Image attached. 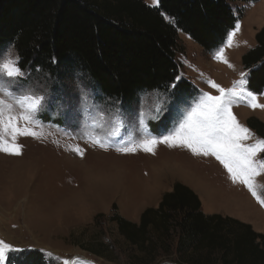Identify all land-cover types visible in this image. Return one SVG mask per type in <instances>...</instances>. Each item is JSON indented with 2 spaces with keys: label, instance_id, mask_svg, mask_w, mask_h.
Here are the masks:
<instances>
[{
  "label": "rangeland",
  "instance_id": "obj_1",
  "mask_svg": "<svg viewBox=\"0 0 264 264\" xmlns=\"http://www.w3.org/2000/svg\"><path fill=\"white\" fill-rule=\"evenodd\" d=\"M144 1L159 5V0ZM231 6L239 30L231 43L229 34L213 52L178 31L179 78L194 85V91L182 97L173 95V88L149 91L127 105L103 95L80 73L56 79L21 70L24 75L15 80L0 79V87L45 98L29 125L37 135L17 138L22 145L19 155L0 151V239L14 246L6 250L2 264L10 255L30 249L43 252L48 264H62L64 259L71 264H144L152 257H157L152 264H190L180 261L174 236L155 231L159 248L152 255L127 242L111 220L117 212L138 223L142 212L157 207L176 181L198 193L206 212L235 217L264 232V205L244 184L233 182L214 155L194 154L186 146L163 142L155 144L152 152L141 145L145 139L159 141L178 128L202 92L219 95L209 80L228 89L244 73L250 91L242 56L256 45V34L264 27V0L232 1ZM221 49L223 58H217ZM9 50L18 56L13 46L0 54ZM257 99L264 105V93ZM232 112L253 134L244 143L264 139L246 123L249 117L264 121V108L240 100ZM24 123L19 121L21 127ZM6 138L11 139L10 132ZM126 147L136 150H118ZM259 158L264 159L262 153ZM255 179L264 185V174Z\"/></svg>",
  "mask_w": 264,
  "mask_h": 264
},
{
  "label": "trees",
  "instance_id": "obj_2",
  "mask_svg": "<svg viewBox=\"0 0 264 264\" xmlns=\"http://www.w3.org/2000/svg\"><path fill=\"white\" fill-rule=\"evenodd\" d=\"M232 1L259 0H159L158 6L144 0H0V51L13 46L21 70L56 79L85 75L123 104L144 92H167L173 83L172 94L182 97L194 85L177 80L178 31L207 52L217 50L236 28ZM242 65L248 89L264 93V27ZM246 123L264 137V121L249 117ZM111 220L127 242L152 255L159 248L153 233L159 231L176 238L183 263L264 264V232L235 217L204 212L198 193L180 181L138 223L117 212ZM48 262L43 252L30 249L10 255L7 264Z\"/></svg>",
  "mask_w": 264,
  "mask_h": 264
},
{
  "label": "snow or ice",
  "instance_id": "obj_3",
  "mask_svg": "<svg viewBox=\"0 0 264 264\" xmlns=\"http://www.w3.org/2000/svg\"><path fill=\"white\" fill-rule=\"evenodd\" d=\"M158 3V0H154ZM235 30L230 33L231 43ZM217 58H223V49L217 53ZM227 63V60H224ZM24 73L19 67V56H13L11 50L0 54V79L8 78L15 80ZM242 79L234 81L231 88L225 89L214 81L208 83L219 95L202 92L193 102L190 110L178 128L159 141L156 138L145 139L141 145L145 151H154V145L158 142L168 143L170 146L182 145L190 148L194 154L214 155L228 170L233 182L244 184L258 202L264 205V185H259L256 177L264 174V159L259 155L264 153V139L258 138L255 143H244L252 138L253 134L241 125L232 112L234 103L240 100L246 101L249 106L262 107L258 103L257 94L247 90L245 74L241 73ZM180 78L177 77V80ZM173 83L169 87L175 88ZM9 96L12 97L9 100ZM44 97L27 91L15 93L9 87H0V151L19 155L22 145L18 144L17 138L21 135L36 136L37 133L29 125L34 122V115L43 106ZM158 111H162L158 108ZM23 120L21 127L19 121ZM11 133V139L6 138ZM120 151H135V147L118 149ZM76 151H80L77 147ZM83 155L82 152H80ZM6 250H14V246L0 239V264L5 259ZM51 256L52 254L49 253ZM62 264H71L64 259Z\"/></svg>",
  "mask_w": 264,
  "mask_h": 264
},
{
  "label": "crops",
  "instance_id": "obj_4",
  "mask_svg": "<svg viewBox=\"0 0 264 264\" xmlns=\"http://www.w3.org/2000/svg\"><path fill=\"white\" fill-rule=\"evenodd\" d=\"M171 189H172V188H171ZM160 200H161V199H160ZM204 212H206V211L204 210ZM206 213L210 214L211 212L208 211V212H206Z\"/></svg>",
  "mask_w": 264,
  "mask_h": 264
}]
</instances>
